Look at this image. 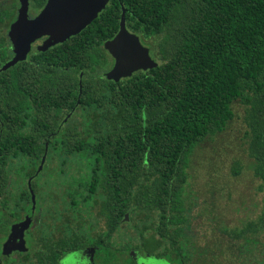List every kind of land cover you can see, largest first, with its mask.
Instances as JSON below:
<instances>
[{
	"label": "trees",
	"instance_id": "16d2710c",
	"mask_svg": "<svg viewBox=\"0 0 264 264\" xmlns=\"http://www.w3.org/2000/svg\"><path fill=\"white\" fill-rule=\"evenodd\" d=\"M122 6L127 29L139 36L157 65L115 82L100 74L109 66L98 55L102 42L118 30ZM66 42L75 55L70 71L51 63L53 49L34 63L18 61L0 71V196L8 164L20 161L15 170L35 177L47 143L42 173L51 158L71 155L53 168L66 172L54 176L66 182L50 189L57 196L63 188L61 202L76 211L75 236L66 234L55 243L60 252L101 244L100 237L87 236V222L77 219L79 211L92 215L97 205L98 216L107 221L106 244L123 221L129 229L123 252L137 241L143 244L151 230L158 241L150 252L190 264L180 237L188 225L181 193L189 162L206 137L226 128L238 102L244 108L245 152L263 195L255 218L224 232L232 243L239 242L238 249L244 242L258 245L256 237L264 233V0H111ZM4 145L10 161L1 153ZM69 171L77 173L68 184ZM241 171L235 161L232 175ZM31 187L36 195L35 180ZM22 191L30 212L31 194ZM255 264H264V252Z\"/></svg>",
	"mask_w": 264,
	"mask_h": 264
},
{
	"label": "flooded vegetation",
	"instance_id": "af4514ba",
	"mask_svg": "<svg viewBox=\"0 0 264 264\" xmlns=\"http://www.w3.org/2000/svg\"><path fill=\"white\" fill-rule=\"evenodd\" d=\"M110 1L111 0L107 1L104 8H102L98 12L97 16L101 13L102 10H104L109 5ZM46 2L47 0H28V4H27L28 25L27 28L21 33L20 38H24L29 28V25H31L32 20L36 16H38V14L44 8ZM19 8H20V3L18 0H0V68L7 61L11 60L12 57L15 55L14 52L15 43L12 42L9 32H10L11 24L17 18ZM119 22H120V18L118 21V25ZM103 30H106V27H104ZM73 36L74 35H71L66 40L51 45L47 47L45 50H43V47L47 46L51 42V37L47 34L41 35L30 43L26 57L21 61L29 60L30 62L34 63L35 57H37V59L40 58L41 52L53 49L54 50L53 55L56 57V60L51 61V63L56 65H67L65 69L70 71L69 67L74 64L75 55L73 53L74 48L73 47L69 48L71 44L66 41L71 39ZM106 41L107 40L102 42L101 47L99 46L100 51L98 55L101 56L100 61L107 63V65L109 66L107 69L100 71V74L103 76H105L104 75L105 72L109 70L114 63V58L109 54V52L104 46ZM4 59L6 60L3 61ZM69 104L71 105L72 101H70ZM70 105L67 106L69 107ZM73 110H74L73 107L71 109H68L66 116L63 118L64 121H67L69 119L70 114L73 112ZM1 153L4 154L5 160L10 161L11 154L8 145H4V147L1 149ZM43 154L41 155V158ZM70 157L71 155L67 157L61 155L58 157L56 156L55 159L58 161H62L63 159L64 160L70 159ZM15 158L22 160L25 157L23 155H17ZM10 165H11L10 163L8 164V166L6 165L8 170L7 185H5L4 187L3 195L0 196V199H5L4 203L0 202V225L6 224V227L5 226L3 227L4 230L0 232V264H59L61 262V258L64 257L65 254L80 249L86 250L84 248H87L88 250V257L90 258L89 261H91L90 264H102V261L106 262L108 253H110L109 258H113L116 255L123 254L124 235L126 234L124 231V224H123L124 222L121 221L119 228L116 229V231H114L113 235L109 239L110 243L106 244L108 243V239H106L107 237L102 234H104L107 230V221L104 216L101 217L98 216L97 205L93 207L92 215H90L89 212H86L84 209L83 211H79L80 217L77 219L82 220L84 223L87 222L88 227H90L87 236L93 239H95L96 236L100 237L101 244H86L78 249H73L63 253L60 252L59 248L57 247L58 244L55 243H57L60 238H64L67 235L69 238H74L75 236V228H76V211L74 207L75 205L68 204V206H66L65 202H61V200L64 198L63 188H58L59 194L57 196H54L53 194H51V192H49L50 197L52 198L53 201L50 198L45 197L42 201L35 203V196L43 193V179L45 178V176H40V174H42V170H41L42 168L36 171L38 173L36 174L35 177H32V176H28V171L15 170V168L11 169ZM53 168L55 167H51L50 164L49 169L46 170L49 173L51 172L52 176L55 175L63 176L66 173L65 171H61L58 169L54 170ZM76 173L77 171L68 172V174L71 175V178H68V184L69 181L72 179V177H74L73 175H75ZM33 180L36 181V195L31 187V182H33ZM66 180L67 179H56L53 182V185L50 184L48 191H51L50 189H54V185L56 182L57 183L66 182ZM26 188L29 190V193L31 194L30 212H28L26 198L22 191V189H26ZM32 194L34 195V204L32 203ZM101 195L103 194L101 193ZM187 214L188 211H186V216ZM66 216L68 220L67 227L65 224ZM27 217L29 218L30 223L23 232L22 237L24 239V244L20 245L21 247L19 248L20 250L12 249L7 253H3L2 251L3 244L8 239L12 225L19 224L20 222L25 221ZM128 220L129 219H127L126 222H128ZM189 227H191V224H188L186 229ZM83 229L85 230L84 227ZM132 234H134L133 229H132ZM180 237L182 238V245L185 250L187 246L186 245L187 239L184 237V234L181 235ZM157 241H158V237L153 233V231L150 230L149 232H147L143 244H141L140 241H137V243L134 244L136 246H133V248L130 251L139 250L141 252L153 255L158 258H165V256L159 257L154 255L153 254L154 252H150V250L146 247L148 243H153L155 244L154 246H157L156 243ZM17 244H18V238H16V241L13 245L16 247ZM165 246L168 249H170V242L167 241L165 243ZM247 247L248 250L246 252H243V249H238L237 247H233L234 255L236 254V256L240 259V263H243L245 260L249 259V255L253 249V245L249 243ZM130 251H128V254ZM53 255L54 257L57 256L56 260H50L48 258V256H53ZM101 258L104 259L102 260ZM206 258L207 256L203 255L198 262H201L203 259ZM85 260L87 264H89L88 260L87 259ZM168 261L171 264H174V262H172L171 260Z\"/></svg>",
	"mask_w": 264,
	"mask_h": 264
},
{
	"label": "rangeland",
	"instance_id": "374dc122",
	"mask_svg": "<svg viewBox=\"0 0 264 264\" xmlns=\"http://www.w3.org/2000/svg\"><path fill=\"white\" fill-rule=\"evenodd\" d=\"M233 111L234 117L226 128L220 133L206 137L195 149L189 162L188 180L183 187L181 199L183 210L189 209L187 222L191 227L187 228L190 231L185 228L183 234L187 239L185 251L192 258L190 264H255L264 252V233H261L256 237L260 238L258 245L252 244L253 253H250L249 259L240 263L232 246L235 240L232 243L229 235L224 232L240 228L249 219L255 218L260 211L263 195L257 188V179L252 175V160L245 152L244 108L235 102ZM53 159L49 162L51 167L56 166L58 162ZM235 161L242 164V171L236 176L231 173ZM19 162L11 164V169L18 166ZM40 176H45L43 193L35 196V203L50 197L48 188L56 180L46 169ZM124 231L129 234V229L124 228ZM130 232L132 233V230ZM127 240L129 238H124V241ZM247 242H250L249 238ZM238 244L239 242H236L235 247ZM248 244L243 243V252L248 250ZM154 245L148 243L146 247L154 249ZM84 249L86 250L80 249L65 254L59 264H87L85 259L90 264L88 250ZM203 255L207 258L198 262ZM106 262L102 261V264H171L165 258L139 250L130 251L129 254L123 252L122 255L109 258Z\"/></svg>",
	"mask_w": 264,
	"mask_h": 264
},
{
	"label": "water",
	"instance_id": "95a60500",
	"mask_svg": "<svg viewBox=\"0 0 264 264\" xmlns=\"http://www.w3.org/2000/svg\"><path fill=\"white\" fill-rule=\"evenodd\" d=\"M18 1L20 8L9 32L12 42L15 43V55L1 66L0 71L6 70L18 61L25 59L30 43L41 35L47 34L51 37V42L43 47V50H45L47 47L79 33L97 16L108 0H47L38 16L32 20L24 38H20V35L28 25V0ZM104 46L114 58L112 67L104 75L107 79L115 82L122 78L130 77L138 70L144 71L157 65L155 59L150 55L149 48L141 42L137 34L127 29L123 6L120 14L119 29L111 39L105 42ZM80 90L81 82L79 81V92ZM46 151L47 143H45V151L37 171L42 168ZM32 203L34 204L33 194ZM127 219L128 214L126 213L125 220ZM29 223L30 221L27 217L25 221L12 225L8 239L3 244V253L21 248L20 245L24 244L23 232ZM16 238H18V244L15 247L13 244Z\"/></svg>",
	"mask_w": 264,
	"mask_h": 264
}]
</instances>
